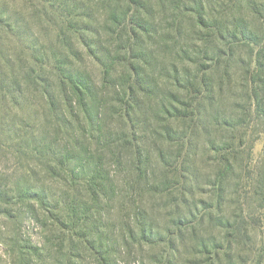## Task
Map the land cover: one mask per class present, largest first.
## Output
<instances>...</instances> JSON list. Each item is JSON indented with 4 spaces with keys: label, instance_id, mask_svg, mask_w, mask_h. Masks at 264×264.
Listing matches in <instances>:
<instances>
[{
    "label": "rangeland",
    "instance_id": "rangeland-1",
    "mask_svg": "<svg viewBox=\"0 0 264 264\" xmlns=\"http://www.w3.org/2000/svg\"><path fill=\"white\" fill-rule=\"evenodd\" d=\"M0 12V185L43 191L0 202V264H264V0ZM60 67L94 86L93 125Z\"/></svg>",
    "mask_w": 264,
    "mask_h": 264
},
{
    "label": "trees",
    "instance_id": "trees-1",
    "mask_svg": "<svg viewBox=\"0 0 264 264\" xmlns=\"http://www.w3.org/2000/svg\"><path fill=\"white\" fill-rule=\"evenodd\" d=\"M2 14L4 13L0 12V26L4 28L5 22L2 17L3 16ZM58 71H59L58 78L61 81V84L64 86V90L65 91L68 90L69 95L71 94V100H74L79 104V107L82 113L86 116L88 123L90 125L91 124L93 125V117L91 115V110H90V106H91L90 99L94 97V86L90 84L89 78L86 75H82L69 68L60 67ZM105 71L106 73L109 74L110 72L109 67H105ZM30 80L31 82H33L35 78L30 77ZM48 88H49L48 86H45V89L43 91H44V94L47 96V98L52 100V103H53L55 102L56 95L55 93L52 92V90ZM69 158H70L69 152L67 151L62 156H60L57 161L61 166L66 167V166H70V164L68 165L66 164L67 162H70ZM80 161H78V164H76L74 168H70V167H68L69 169L66 168L68 169L69 175L71 178L76 179V177H79L83 173L84 166L81 165L80 163H83L84 160H80ZM42 192H43L42 190H36V189H33L32 187L30 188L28 185L20 186L17 184V186L13 190L0 185V202H4L6 204H11V203L13 204L18 201H21L22 203H25L28 201L30 202L32 200L42 201V194H43ZM2 212L4 214L6 213V215L8 216H11L10 209L5 208ZM143 231H144L143 232L144 238L152 237V233L148 234L145 231V229ZM106 264H110V263H106Z\"/></svg>",
    "mask_w": 264,
    "mask_h": 264
}]
</instances>
